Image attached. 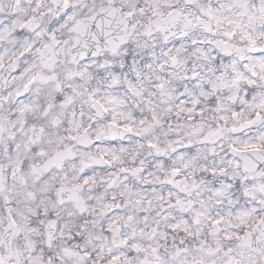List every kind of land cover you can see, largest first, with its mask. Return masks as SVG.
Listing matches in <instances>:
<instances>
[{"label":"snow or ice","instance_id":"1","mask_svg":"<svg viewBox=\"0 0 264 264\" xmlns=\"http://www.w3.org/2000/svg\"><path fill=\"white\" fill-rule=\"evenodd\" d=\"M10 14L0 264H264V0Z\"/></svg>","mask_w":264,"mask_h":264},{"label":"clouds","instance_id":"2","mask_svg":"<svg viewBox=\"0 0 264 264\" xmlns=\"http://www.w3.org/2000/svg\"><path fill=\"white\" fill-rule=\"evenodd\" d=\"M2 2L4 4V7L2 10H0V25H9L11 23V20H12V16L10 14V8H11V5L13 3V0H2ZM116 2H117L118 6H123V4L127 3V0H116ZM213 2H215V0H213ZM25 7H29V5H25ZM141 32H142V30L138 28L137 35L133 36L129 40V44L132 45L133 56L138 55L144 51L143 49L138 48V43L143 44V42H144V39L142 37ZM149 44H150V42H149ZM121 51L123 53V51H124L123 48L121 49ZM90 56H91V54L89 53V57ZM110 57H111V53L106 51V52L101 54V56L98 58V61L102 63L105 59H109ZM127 64H129V65L132 64V58H129L127 60ZM67 68L75 69L76 66L75 65H67V64H58L57 73L61 76V78H63L64 72ZM94 79H95V77H94ZM66 82L70 83V81H66Z\"/></svg>","mask_w":264,"mask_h":264}]
</instances>
